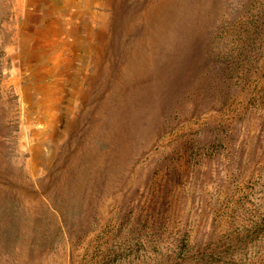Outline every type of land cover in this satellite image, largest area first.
Here are the masks:
<instances>
[{
    "label": "rangeland",
    "instance_id": "374dc122",
    "mask_svg": "<svg viewBox=\"0 0 264 264\" xmlns=\"http://www.w3.org/2000/svg\"><path fill=\"white\" fill-rule=\"evenodd\" d=\"M30 1L0 0V264H264V0Z\"/></svg>",
    "mask_w": 264,
    "mask_h": 264
},
{
    "label": "bare ground",
    "instance_id": "6f19581e",
    "mask_svg": "<svg viewBox=\"0 0 264 264\" xmlns=\"http://www.w3.org/2000/svg\"><path fill=\"white\" fill-rule=\"evenodd\" d=\"M30 1V0H29ZM31 2V1H30ZM87 2V1H86ZM88 3V2H87ZM19 7V6H18ZM47 33V35L49 36L50 35V33L49 32H46ZM57 93V92H56ZM50 97V96H49ZM53 97V96H52ZM52 99V98H51ZM43 100V99H42ZM60 103V102H59Z\"/></svg>",
    "mask_w": 264,
    "mask_h": 264
}]
</instances>
